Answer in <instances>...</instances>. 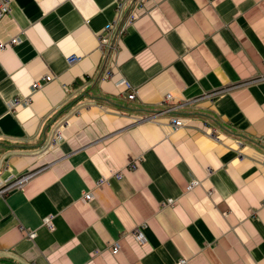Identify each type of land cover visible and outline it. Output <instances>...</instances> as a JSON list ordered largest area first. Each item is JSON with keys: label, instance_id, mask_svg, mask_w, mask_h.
Instances as JSON below:
<instances>
[{"label": "crops", "instance_id": "obj_1", "mask_svg": "<svg viewBox=\"0 0 264 264\" xmlns=\"http://www.w3.org/2000/svg\"><path fill=\"white\" fill-rule=\"evenodd\" d=\"M115 2L0 17V264H264V0Z\"/></svg>", "mask_w": 264, "mask_h": 264}, {"label": "built area", "instance_id": "obj_2", "mask_svg": "<svg viewBox=\"0 0 264 264\" xmlns=\"http://www.w3.org/2000/svg\"><path fill=\"white\" fill-rule=\"evenodd\" d=\"M12 0H0V17L3 16L4 14H6L7 12H9V4ZM130 0H116L115 5H116V11L118 13L122 12V7L123 4L128 2ZM148 0H140L141 4H144L145 2H147ZM134 17V14H131L130 19H128V23L131 21V19ZM111 24H107L105 26V30H109L111 28ZM17 42V38H12L10 40V42L8 44H14ZM99 43L100 45L106 43V38L104 37V35H101L99 37ZM6 43L4 44L3 42H0V49H3L4 47H6ZM80 58L78 56L75 55H70L69 57H67V62L69 64H72L76 61H78ZM51 76L47 75L43 77L44 82H48L51 80ZM123 84L125 86V89L127 90V98L129 100H133L136 97V90L130 85V83L126 80L123 81ZM41 86V83L38 81H34L31 84V89L32 90H36L37 88H39ZM171 100V95L170 94H166L164 97V101H169ZM30 103V97H15L13 98L10 102H9V110H14V108H16L19 105H29ZM183 118L178 117V116H171L170 117V122H171V126L172 128L176 129L178 127L183 126ZM213 134H216L215 131ZM263 160H264V154H263ZM129 168H134L135 167V163L133 161H129ZM36 173V170H32L29 172H26L24 174L18 175L16 176L11 182L9 183H5L0 179V196H3L5 193L10 192L12 190L15 189H21L25 183H27ZM117 177H119V174L117 175ZM101 183V182H99ZM199 182L195 179L191 180L190 182H188V184L186 185V190H191L192 188H194L196 185H198ZM83 199L85 201H88L92 198L91 192L90 191H85L83 192ZM172 200L171 199H167L165 204H171ZM43 225L46 226V228H48L49 230L53 229V225L51 222V216H46L43 218ZM36 235L35 230L32 231H27V236L34 238ZM136 237L139 241L144 242L145 238L143 236V234H141L139 231L136 232ZM119 250L117 245H112L111 246V252L112 253H116ZM172 264H189V262L185 259L179 260L177 262H174Z\"/></svg>", "mask_w": 264, "mask_h": 264}]
</instances>
